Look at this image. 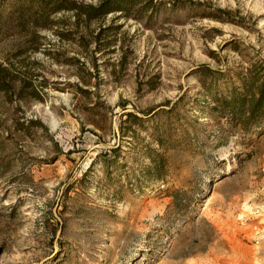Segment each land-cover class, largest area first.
Here are the masks:
<instances>
[{"label": "rangeland", "instance_id": "obj_1", "mask_svg": "<svg viewBox=\"0 0 264 264\" xmlns=\"http://www.w3.org/2000/svg\"><path fill=\"white\" fill-rule=\"evenodd\" d=\"M9 5L0 264H264V121L219 115L199 71L223 72L212 90L264 77V0H152L90 20L62 9L40 25ZM124 110L155 112L121 139ZM118 144L128 164L108 175L102 154ZM145 144L167 156L164 180L142 175Z\"/></svg>", "mask_w": 264, "mask_h": 264}, {"label": "trees", "instance_id": "obj_2", "mask_svg": "<svg viewBox=\"0 0 264 264\" xmlns=\"http://www.w3.org/2000/svg\"><path fill=\"white\" fill-rule=\"evenodd\" d=\"M10 9H13V19L23 22L30 19L36 25H40L45 20L49 19L50 14L55 11L68 9L75 12L77 16H83V19L90 20L91 18L104 16L107 13L120 10L126 11L130 9L133 5L139 4L140 8H146L152 0H98L96 3L85 2L83 0H9ZM126 13V12H125ZM9 18L8 14L4 13L3 9H0V21L3 16ZM44 20V21H43ZM42 21V22H41ZM84 63V60L81 61ZM200 76L202 77V83L208 93V98L210 102H214L213 109L219 112V115L229 116L235 125L243 130H247L253 125H258L264 121V77L259 78L257 76L245 77L243 73H236L234 80L230 81L229 85L225 88L212 90V83L216 79H219V75H212V73L223 74L221 70H215L208 67L205 64L199 65ZM212 75L213 79L210 81L204 80L203 77ZM228 78H225V81ZM258 80V81H257ZM257 81V82H256ZM228 83V82H227ZM79 91L83 92V95H88V91L79 87ZM125 109V107H123ZM173 106L166 109V114L174 111ZM155 111H146L141 115L137 114L131 110H124L125 120H129L130 124H119L121 131L120 138L126 139V133L130 130L131 136L136 135L133 124H138L148 127L144 121L153 118L152 113ZM148 114V115H147ZM165 114V115H166ZM151 135L154 140L161 146L167 143L169 139V134L165 130L164 121H159L158 119L152 121L151 124ZM125 127V128H123ZM145 153L148 157V163L140 167V171L149 178H155L159 180H164L167 175V165L168 158L157 149L150 148L149 145L145 144ZM109 151H104L102 154V164L105 172L111 175V171H115L118 166H126L127 160H119V144L116 146H111L108 148ZM99 153L96 154L98 156ZM125 157L124 155L122 158ZM95 156L89 162L87 169L91 168L95 162ZM87 169L85 171H87ZM110 171V172H109Z\"/></svg>", "mask_w": 264, "mask_h": 264}]
</instances>
